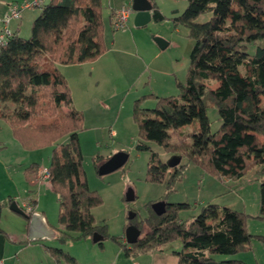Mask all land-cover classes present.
<instances>
[{"label":"trees","instance_id":"obj_1","mask_svg":"<svg viewBox=\"0 0 264 264\" xmlns=\"http://www.w3.org/2000/svg\"><path fill=\"white\" fill-rule=\"evenodd\" d=\"M151 2L153 19L164 20L157 2ZM40 9L29 38L17 31L0 48V118L11 125L25 148L54 144L69 135L67 142L54 147L48 167L60 202L59 224L64 227L56 229L55 239L93 240L99 233L118 242L131 256L181 238L184 248L175 252L178 264H245L240 259L214 257L250 248L253 235L246 226L248 215L232 208L208 204L199 215L184 221L179 212L190 208L189 203H167L161 215L154 212L152 203L150 214L140 221L149 229L133 244L110 234L107 224H97L93 209L103 199L90 188L83 167L78 132L84 114L73 105L58 64H81L102 54V0H49ZM205 13H211L210 19L198 22ZM114 16L112 9V24ZM175 22L186 25L194 39L187 80L177 82L178 95L155 96L153 108L142 107V99L136 101L134 114L143 140L137 149L151 150L144 141H154L188 162L170 167L152 151L147 180L166 183L170 192L189 162L219 178L240 179L256 165L264 175V0H188ZM252 46L255 50L251 52ZM211 81L218 85L211 88ZM212 107H217L221 120L216 132L211 130L208 115ZM196 122L199 125L190 133L183 131L184 125ZM175 135L179 140L172 142ZM39 171L37 163L26 166L27 180H35ZM260 194V216L264 218V178ZM12 201L8 197L2 206L9 207ZM136 220L137 214L129 225ZM50 249L56 257L71 258L61 248Z\"/></svg>","mask_w":264,"mask_h":264},{"label":"rangeland","instance_id":"obj_2","mask_svg":"<svg viewBox=\"0 0 264 264\" xmlns=\"http://www.w3.org/2000/svg\"><path fill=\"white\" fill-rule=\"evenodd\" d=\"M155 1L165 17L164 20L152 19L145 26L138 27L135 25L134 16H131L125 28L115 29L111 11L117 3L123 1L102 0V54L95 60L81 64H58L67 79L74 106L80 108L84 114L83 127L78 132L83 167L90 188L96 190L103 199L93 209L96 222L107 224L110 234L122 240L130 226L129 214L132 211L137 214V222L134 221L131 225L141 226L143 233L140 237L144 236L149 226L145 222L140 224V221L146 219L150 214L151 204L156 201L189 203L190 208L179 212V217L184 221L199 215L208 204H216L220 208L228 207L248 215L246 226L253 235L251 245L249 249L235 255H215V259H240L245 264H264V218L260 216V185L264 175L260 165L251 167L240 179H231L219 178L189 162L183 177L176 181L170 192L167 191L166 183L147 180L152 151L157 152L160 160L167 164L174 154L149 140L144 142L151 150L137 149V144L143 140L140 138L139 125L134 114L135 103L142 99V107L153 108L157 104L155 96L178 95L180 90L177 82L184 83L187 80L194 46L189 28L175 22V17L187 8L188 0ZM40 10L36 8L23 11L20 34L24 38L31 36L33 21ZM210 17L211 13H205L197 21L205 22ZM156 37L169 42V45L161 48L155 40ZM254 50L255 47L252 46L251 52ZM217 85V81L209 83L211 88ZM261 103L264 105V95L261 96ZM208 115L211 130L216 132L221 125L217 107L209 108ZM198 125V122L195 125L186 124L183 131L190 133ZM68 140L69 135L54 144L25 148L14 136L11 125L0 118V199L3 201L7 196L15 197L14 200L26 209L23 203L28 204L35 197L38 200V209L32 204L34 210H37L34 214L46 216V227L51 234L60 225L59 197L50 186L31 185L24 173V167L37 163L41 168H48L54 147ZM178 140L179 136H173L172 142ZM118 152L128 155L126 163L101 175L99 168L102 163ZM180 162L185 164L188 160L182 158ZM130 187L136 193L134 201L125 199L126 191ZM29 223L25 216L9 207H3L1 228H8L18 237L19 232L28 230ZM101 243L115 245L112 239H104ZM161 248L182 251L184 245L182 239L177 238L164 243ZM169 257L171 258H168L167 264L175 256L171 254ZM178 260V256L175 257L172 264H178Z\"/></svg>","mask_w":264,"mask_h":264},{"label":"crops","instance_id":"obj_3","mask_svg":"<svg viewBox=\"0 0 264 264\" xmlns=\"http://www.w3.org/2000/svg\"><path fill=\"white\" fill-rule=\"evenodd\" d=\"M44 1L48 2L49 0ZM122 1V3H117L112 9L116 11L121 6L126 5L125 3H127V5H131L132 3V0ZM22 2H24V0H0V33L4 28L3 18L9 12L10 6L13 3ZM134 15V12H132L130 17ZM22 23L23 17H21L20 20H13L10 23L9 28L13 33L18 31L20 34ZM73 105L75 104L73 103ZM42 169L43 168L40 167L38 177L29 183L31 185L37 184L40 186L44 184L52 187L50 180L43 179ZM7 198L8 196L5 197L4 200ZM14 199L16 198L14 197ZM29 201L30 203L28 204H33L36 206V209H38V200L35 197H33V200L31 199ZM23 204H26V202ZM38 215L43 218L44 223L33 232L30 230V223L27 226L28 230L23 233L19 232L18 237L12 234L8 228H3L5 232L0 233V261H3V264H167L169 261L168 258H171L169 257L171 254L177 257L175 253L176 250H164L161 248L162 246L147 252L138 253L134 256H128L125 254L123 247L114 240L113 242L115 245L98 243L90 238L76 239L73 237L68 238L65 242H60L55 239L56 229L63 230L64 227L58 225L55 228V231L51 234L50 230L46 227V216L44 214ZM29 219L31 220L30 217ZM30 220L28 222H30ZM75 235H77V233L73 234L74 237ZM49 242H51V244H49ZM122 242L127 243L126 234L125 238L122 239ZM58 244H60V246H58ZM50 247L61 248L71 258L66 259L56 257L51 252ZM175 257H173L169 264H172Z\"/></svg>","mask_w":264,"mask_h":264},{"label":"water","instance_id":"obj_4","mask_svg":"<svg viewBox=\"0 0 264 264\" xmlns=\"http://www.w3.org/2000/svg\"><path fill=\"white\" fill-rule=\"evenodd\" d=\"M133 12H134V22L135 25L138 27L145 26L147 23H149L153 19V4L151 0H132L131 3ZM156 42L161 46V48H166L169 45V42L165 41L164 39L160 37L155 38ZM128 159V155L125 152H118L112 155L108 160L102 163V165L99 168V173L101 175L109 173L111 171H114L120 167H122ZM182 157L179 155H174L171 161L168 163L170 167L177 166ZM126 201H134L136 199V193L135 190L130 187L126 191L125 194ZM166 205L167 202L160 200L153 203L152 207L154 211L161 215L166 211ZM2 201L0 199V221H1V214H2ZM9 209L19 213L25 217H30V230L31 232L37 230L41 224L44 223L43 218L38 214L29 215L26 213V211L19 205L17 201H12L9 205ZM136 216V213L132 211L129 214V219H134ZM141 236V230L136 225H130L126 231V239L127 243L133 244L136 243ZM104 239V236L96 233L93 236V241L99 242Z\"/></svg>","mask_w":264,"mask_h":264},{"label":"built area","instance_id":"obj_5","mask_svg":"<svg viewBox=\"0 0 264 264\" xmlns=\"http://www.w3.org/2000/svg\"><path fill=\"white\" fill-rule=\"evenodd\" d=\"M46 2L44 0H24L22 3H13L10 6L9 12L4 16L3 23L4 28L0 33V48L8 43L9 37L13 34L9 28L10 23L13 20H20L22 13L25 9L41 8ZM133 9L131 5H123L115 11V19L113 26L115 29H123L127 26L130 15ZM43 179L50 180V172L47 167L42 169ZM28 212H34V206L32 204H24ZM3 264V261H0Z\"/></svg>","mask_w":264,"mask_h":264}]
</instances>
